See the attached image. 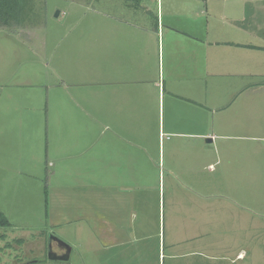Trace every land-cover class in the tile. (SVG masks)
I'll return each mask as SVG.
<instances>
[{
	"label": "crops",
	"instance_id": "crops-1",
	"mask_svg": "<svg viewBox=\"0 0 264 264\" xmlns=\"http://www.w3.org/2000/svg\"><path fill=\"white\" fill-rule=\"evenodd\" d=\"M154 2L153 19L125 0L135 20L91 22L89 52L47 56L57 69L37 100L28 89L45 81L1 63L0 169L46 172L37 211L49 228L87 227L91 264H264V198L226 195L256 194L264 167L215 144L257 121L264 0ZM17 27H0L1 62L13 42L28 50ZM226 154L235 163L217 169Z\"/></svg>",
	"mask_w": 264,
	"mask_h": 264
},
{
	"label": "rangeland",
	"instance_id": "rangeland-1",
	"mask_svg": "<svg viewBox=\"0 0 264 264\" xmlns=\"http://www.w3.org/2000/svg\"><path fill=\"white\" fill-rule=\"evenodd\" d=\"M20 1L24 5L23 14L20 21L21 27L16 29L20 32L18 34L20 40L29 44L28 50L26 46L16 45L13 42V45H8L10 50L4 53V59L3 62L0 61V65L1 63L4 64L2 65L3 70L9 73V78L12 80H18L15 75L17 70L20 72L28 70L29 74L36 76L39 81H45L42 86L28 89L33 94V100L43 96V90H46L43 86L49 83L51 68L57 69V61L48 62L46 60L47 56H54L59 52L70 54L80 49L83 53L89 52V24L93 21L105 22L110 17H113V20L136 19L133 12L125 11V0ZM154 1L141 0L142 5L150 11L147 15L148 19H153ZM57 12L59 15L56 17ZM13 33L17 34L18 32ZM4 34L9 35L7 32H4ZM25 36H27L26 39L23 38ZM77 37H79V40H84L83 43L78 42L77 47L70 50ZM32 49L33 51H30ZM26 52L27 56L24 58ZM47 65H49V69ZM18 93L24 94L26 90ZM259 101L257 121L253 120L249 124L237 123L224 134L234 137L233 139L220 138L215 141V144L220 151L235 152L240 149L252 148L258 153L253 164L256 163L259 167H264V94L260 95ZM237 121L235 120V123ZM240 137L253 139L245 141ZM216 161V159H213L211 163L217 169H220L227 163L234 164L235 156L233 155L229 159L226 154L225 158L220 156L217 163ZM260 170L264 169L260 168ZM43 175L41 180L32 181L27 175H15L5 169H0V213L4 214L5 217L7 215L10 224V228L2 231L3 234L0 237V264H26L37 260L40 261V264H91L89 254L85 248L86 243L89 241L87 227L82 228L80 236L75 233L76 226L73 225L50 226L49 228L47 222L42 219V214L38 213L37 209L47 207L45 202L42 201L47 192L45 171ZM209 189L210 192L205 189L198 191L203 195H209L208 193L214 190V186H209ZM226 195L232 197H249L253 195L257 198H264V187L259 184L256 194H251L246 190L239 192L235 189H228ZM51 235L72 247L67 262L48 260V239ZM51 249L58 255L63 253V250L55 242H51ZM78 254L83 255L84 259H79Z\"/></svg>",
	"mask_w": 264,
	"mask_h": 264
},
{
	"label": "trees",
	"instance_id": "trees-1",
	"mask_svg": "<svg viewBox=\"0 0 264 264\" xmlns=\"http://www.w3.org/2000/svg\"><path fill=\"white\" fill-rule=\"evenodd\" d=\"M23 3L20 0H0V27L10 28L11 24H20L23 14ZM44 202H47V192L44 197ZM10 224L7 218L0 213V237L2 231L8 230ZM36 261L32 262L35 263Z\"/></svg>",
	"mask_w": 264,
	"mask_h": 264
},
{
	"label": "water",
	"instance_id": "water-1",
	"mask_svg": "<svg viewBox=\"0 0 264 264\" xmlns=\"http://www.w3.org/2000/svg\"><path fill=\"white\" fill-rule=\"evenodd\" d=\"M59 13L57 12L55 16L57 17ZM210 141V140H208ZM51 242L57 243V245L63 250V253L58 255L54 253L51 249ZM71 247L67 245L65 242L59 240L55 236L51 235L48 239V249H47V258L49 261H63L67 262L69 260ZM34 262V261H33Z\"/></svg>",
	"mask_w": 264,
	"mask_h": 264
}]
</instances>
